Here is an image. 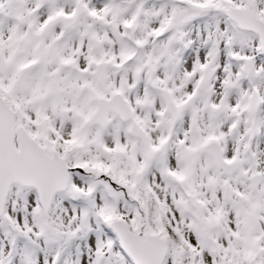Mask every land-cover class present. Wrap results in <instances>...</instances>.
I'll use <instances>...</instances> for the list:
<instances>
[{
  "label": "snow or ice",
  "instance_id": "1",
  "mask_svg": "<svg viewBox=\"0 0 264 264\" xmlns=\"http://www.w3.org/2000/svg\"><path fill=\"white\" fill-rule=\"evenodd\" d=\"M0 264H264V0H0Z\"/></svg>",
  "mask_w": 264,
  "mask_h": 264
}]
</instances>
